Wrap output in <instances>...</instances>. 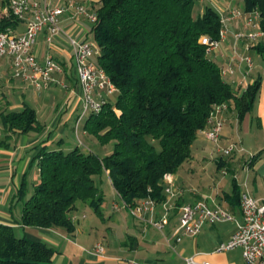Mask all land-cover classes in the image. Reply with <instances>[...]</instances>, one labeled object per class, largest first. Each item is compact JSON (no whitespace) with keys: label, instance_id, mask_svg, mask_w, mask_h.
<instances>
[{"label":"trees","instance_id":"16d2710c","mask_svg":"<svg viewBox=\"0 0 264 264\" xmlns=\"http://www.w3.org/2000/svg\"><path fill=\"white\" fill-rule=\"evenodd\" d=\"M197 0H101L98 20L90 32L101 50L97 64L119 89L115 103L90 114L84 129L113 151L100 157L79 145L69 151L43 147L38 161L40 180L32 194L27 183L15 201L22 203L23 227L62 228L73 233L78 203L89 204L104 219V196L97 182L108 172L120 198L133 206L152 197L166 198L164 176L176 174L193 157V145L217 104L229 102L240 119L254 106L261 88L258 78L241 93L225 80L220 65L207 53L203 36L219 40L222 17L212 6L195 14ZM245 11H259L264 30V0H243ZM9 15L2 28L17 29ZM264 58V42L256 45ZM7 133L41 132L43 124L27 103L1 112ZM160 147H159V145ZM254 155L249 164L258 159ZM220 167L228 164L223 157ZM240 205L241 192L235 187ZM55 250L43 241L18 236L12 225L0 222V264H55Z\"/></svg>","mask_w":264,"mask_h":264},{"label":"crops","instance_id":"0c3cea01","mask_svg":"<svg viewBox=\"0 0 264 264\" xmlns=\"http://www.w3.org/2000/svg\"><path fill=\"white\" fill-rule=\"evenodd\" d=\"M50 1L53 4H60L64 0ZM79 1L96 10L101 0ZM196 4L195 9H198V14H202L206 6H212L220 13L221 17H229L231 10L247 12L245 11L243 0H197ZM195 14L197 13L195 12ZM62 18L63 26L67 31L78 38L89 37L91 27L88 26L89 21L85 17L78 16L75 19H71L69 15L65 14ZM226 25L228 28L226 37L220 41L218 48L214 51L213 55L216 54V56L211 55V57L220 65L221 69L232 67L234 70V81L237 78V72L243 79L246 76L245 85L240 83L243 79L239 81L237 86L233 85L235 89L240 90V93L247 85L258 78L261 79V88L250 112L242 119L239 118L234 108L230 107L225 112V125L222 131L221 145L226 146L230 142L240 141L244 147L246 136H253L256 131L262 132L264 136V65L261 61L262 59H260V57L263 58L262 55L255 48L256 45L264 42V40H256L249 48H247L246 44L251 41L246 39L235 40L233 33L236 31H253V28L246 26L242 15L228 18ZM24 28V24L20 23L17 31L21 32ZM38 37L39 39L34 45V51L40 60H44L47 56H52L59 61L65 62V64L70 63L73 49L64 36L56 37L53 44H48L44 33H40ZM235 47L240 55L252 58V68L246 63H241L238 58L232 60L230 53ZM4 60V63L1 62L3 66H0V94L2 101L13 110L21 109L25 103L33 107L37 112L38 120L43 124V129L41 132L31 131L12 134L11 140L7 143L8 146L0 147V222L12 225L15 232L17 230L20 231V236L43 241L52 247L55 250L53 256L55 264H182L183 258L191 255H196L197 259L207 260L212 264H236L235 262H230L225 254V252L232 250L222 253L215 252L217 246L221 242L229 240L235 232L237 228L235 222L225 221L206 224L202 231L195 236L181 234V241L172 240L175 249L169 246L165 235H172L178 226L180 207L197 200H205L213 206L220 205L231 211L238 221H242L241 208L234 195L235 187L237 185L241 193L247 191L255 197L264 198L263 150H259L264 145L257 148L258 152H254V155L259 154V157L252 165L249 164V160L245 159L243 161L242 168L245 174L242 178L238 177L240 164L233 162L235 156L240 157V152L230 156L221 155L219 158L223 157L228 160V164L222 167L218 164L219 158L215 159L218 170L224 172L226 169L232 175V185L229 189H227V185L220 186L219 190L209 192L203 198H199L193 192L186 193L181 186L177 185L179 180L178 172L172 174L179 195L170 200L171 203L168 205L169 210L167 211L168 221L163 231L138 220L122 207V199L114 188L108 172L105 175L108 176L111 184V197L106 194L107 192L102 186V177H100L99 182L97 179L104 196L101 206L104 219H101L89 204L79 202L78 209L73 213V221L76 224V229L73 233H68L62 228L23 227L21 225L22 203L21 201H15V196L21 185L24 182L28 183V177L30 179L32 177L33 188L39 182L40 170L38 165L32 173L33 161L38 152L43 147H48L49 149L62 148L65 151H69L77 145L80 146L79 142L82 141L80 131L82 130L85 134L88 132L84 129L85 120L80 123L76 132V121L82 103L81 89L72 69L66 74L57 75L58 79L67 84V88L61 87L56 83H50L48 88L39 91L30 81L15 78L12 74L9 59L4 58ZM230 74L227 73L222 77L224 78ZM248 74L252 75L250 81L249 79L247 80ZM11 93H17L20 96L21 102L19 104L13 105L10 103L7 95ZM107 99L108 102H111L109 98ZM71 131L76 133L78 141L72 142L68 140V135ZM6 134L2 127L0 140L4 139ZM197 140H200L196 147L198 152L200 149L209 146L211 147V154L212 151L216 150L214 144L201 131ZM83 146L87 147L84 143ZM83 146L80 147L82 148ZM86 149L85 151H93L88 147ZM250 171L252 173H249ZM225 180L222 181V185ZM249 183L253 185L252 189H250ZM166 198L162 201L157 200L158 207L152 215L153 218L160 219L166 213L164 208ZM91 213L94 218L85 224L82 220H88ZM219 224L221 226H217ZM95 231H106L108 237L92 238L91 234ZM82 234H86L87 237H80ZM111 234H114V236L112 237ZM77 239H80L81 242ZM99 244L104 247L102 253L96 251V247ZM233 250H240L242 255L240 248Z\"/></svg>","mask_w":264,"mask_h":264},{"label":"built area","instance_id":"2783aa9c","mask_svg":"<svg viewBox=\"0 0 264 264\" xmlns=\"http://www.w3.org/2000/svg\"><path fill=\"white\" fill-rule=\"evenodd\" d=\"M65 14L69 15L71 19L83 16L92 24L98 20L95 9L89 8L79 0H64L60 4H53L50 0H0V63L4 58H8L13 76L24 81H30L39 91L48 88L50 83H56L67 88V84L58 79L57 75L66 74L72 69L81 89L82 107L76 121L75 128L77 132L80 123L90 114H99L105 103L108 102L107 98L118 92L119 89L107 72L96 62L101 53L98 45L90 42L87 37H75L74 34L65 29L62 18ZM9 15L14 16L20 23L24 24L23 31L18 32L17 29L10 27L7 29L2 28V19ZM239 15L244 16L247 27L255 29L257 25L260 26L261 16L259 11L231 10L229 17L222 16V29L219 40L212 39L209 36L201 38V42L207 46L209 55L214 53L220 41L226 37L228 31L226 20ZM40 33H44L48 44H53L56 37L64 36L73 49L70 63L65 64V62L52 56L40 60L34 51V45ZM233 36L237 41L243 39L251 41L246 44L249 48L256 40L264 38V30L260 27L257 32H235ZM230 57L232 60L238 58L241 63H246L250 68L253 67L252 58L240 55L236 47L230 53ZM227 73H234L231 66L221 69L222 76ZM240 83L246 84V76ZM229 108V102L217 104L209 116L207 126L201 130L207 139L214 144L216 151L222 152L224 156L244 151L240 141L230 142L226 146L221 145L225 112ZM79 143L80 146L83 145L82 141ZM253 156L250 155L249 162ZM163 181L167 195L164 201L166 213L160 219L152 217L158 207L157 199L147 197L133 206L122 200V207L133 217L161 231L164 230L168 221L167 211L169 210L168 205L171 203L170 200L179 195L171 173L165 174ZM240 208L242 221H238L228 209L220 205H210L205 200L184 204L179 210L178 226L172 235H165L167 243L172 249H175L172 240L181 241V234L195 236L202 231L206 224L232 221L237 224L235 232L229 240L221 242L215 252L222 253L240 248L247 264H264V198L255 197L247 191L242 192ZM96 251L102 253L104 247L99 244ZM182 264L212 263L207 260H199L196 255H191L184 257Z\"/></svg>","mask_w":264,"mask_h":264},{"label":"rangeland","instance_id":"374dc122","mask_svg":"<svg viewBox=\"0 0 264 264\" xmlns=\"http://www.w3.org/2000/svg\"><path fill=\"white\" fill-rule=\"evenodd\" d=\"M195 5H197V4H195ZM195 12L198 14L197 8L195 9ZM88 26L91 27L92 23L89 22ZM259 28H260V26L257 25V27L255 29H253V31L257 32V31H259ZM236 32L248 33L249 31H236ZM88 38H89L90 42H93L96 44L92 33H89ZM38 39H39V37L37 38V40ZM261 40H264V38H262ZM213 56H216V54ZM260 59H262L261 61L264 65V59L261 57H260ZM2 62L4 63L5 60L3 59ZM3 63H0L1 67L3 66ZM236 75H237V78L235 81L233 80V74H230L229 76H226L224 78L229 82L231 81L230 83L232 85L237 86V84L239 83V81H241L243 79V77L241 78L239 76L238 72ZM251 78H252V75L248 74L247 80L249 79V81H250ZM7 96H8L10 103L13 105H17V104H19V102H21V98L17 93L16 94L11 93V94H8ZM117 96H118V92L110 95L108 98L111 102L115 103ZM0 101H2L1 94H0ZM10 109L11 108L8 105H5V103L3 101L0 102V114H1V112H7ZM2 127L3 126H2V123L0 120V130H2ZM68 136H69V138H68L69 141H72V142L78 141L76 133L74 131H71ZM80 137H81L82 142L88 148L92 149L95 153H97L100 157H105L113 151V148H114V142L113 141L108 142L106 144H103L96 136L89 134V133L85 134L82 130L80 131ZM199 141L200 140H196L194 145H193V155L195 154L194 157L191 160L187 161L179 169V171H178L179 180L177 182V185L181 186V188L186 193L189 194V193L193 192V193L197 194L199 196V198H203L209 192H216V190H219L220 186L222 187V186L227 185V189L231 188L232 175H230L226 169H225L226 172L225 171L223 172L221 170H218V168H217V164L215 162V159H218L221 155H223V153L214 150V152L212 151V154H211V147L210 146L206 147V148H202L198 152L196 147H197ZM248 143H250V145H248ZM244 144L246 147L244 146L243 147V148H245L244 151L240 152L241 153V155H240L241 159H240V157L235 156L234 161H233L235 164H240L238 167L239 168V171H238V177L239 178H242L245 174V173H243V168H242L243 161L245 159L249 160L250 155H254V152H258L259 150H263L262 159L264 161V147L257 150V148L264 145V136H263L262 132L256 131V133L253 136H246L245 140H244ZM81 146H83V145H81ZM87 147L83 146L82 148L84 150H87L86 149ZM159 147H160V145H159ZM251 147H252V149H251ZM196 150H197V154H196ZM37 165H38L37 160H34L33 161V167H32V173L36 170ZM249 173H252V172L250 171ZM31 179H32V177H31ZM31 179H30V177L27 178V181H28L27 189H26L27 195H30L32 190H33V185L31 183V181H32ZM97 179L99 182L100 177H98ZM102 179H103V185L102 186L105 189V191L107 192L106 194L111 197V192H110L111 184H110L109 178L107 175H103ZM224 179H226V180L223 182V185H222V181ZM259 181H260V178H259ZM251 183H249L250 189H252V186H253ZM93 218H94V215L91 213L88 220H82V221H84L86 224L87 221H89ZM217 226H221V225L219 224ZM16 234L18 236H20V231L17 230ZM105 236L108 237V233L106 231H103V232L102 231H95L91 234L92 238H97V237L103 238ZM113 236H114V234L112 235V237ZM80 237L84 238V237H87V235L82 234ZM77 240L79 242H81L80 239H77ZM225 254L228 256V260L230 262H235L236 264H246L244 262V259L242 258L240 250H232L230 252H225Z\"/></svg>","mask_w":264,"mask_h":264}]
</instances>
